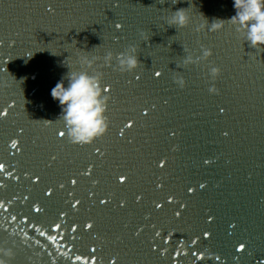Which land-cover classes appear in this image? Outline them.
I'll return each instance as SVG.
<instances>
[{
	"label": "water",
	"instance_id": "1",
	"mask_svg": "<svg viewBox=\"0 0 264 264\" xmlns=\"http://www.w3.org/2000/svg\"><path fill=\"white\" fill-rule=\"evenodd\" d=\"M177 8L190 17L184 27L167 24ZM235 11L233 0H0V112L8 113L0 116V163L19 175L14 180L0 172L6 185L0 187V248L13 252L0 258L7 264H264V47H251L243 29L228 21ZM214 20H224L218 21L223 27H201ZM130 44L138 46L141 62L131 73L102 61L79 68L99 71L102 85L111 83L110 123L92 142L71 143L51 88L67 65L77 70L83 50L111 51L114 65L115 54ZM201 45L212 55L183 64ZM209 64L221 68L215 79ZM181 76L183 88L176 82ZM213 85L218 92H209ZM129 119L133 126L121 135ZM86 167L91 175H79ZM119 175H126L124 183ZM58 183L64 189L43 197ZM198 183L206 186L186 191ZM68 192L81 200L77 209L65 202ZM166 193L187 204L179 218ZM109 197L111 203H99ZM36 199L40 213L29 207ZM161 199L165 206L155 209L153 200ZM238 242L246 244L243 253L235 251Z\"/></svg>",
	"mask_w": 264,
	"mask_h": 264
},
{
	"label": "clouds",
	"instance_id": "2",
	"mask_svg": "<svg viewBox=\"0 0 264 264\" xmlns=\"http://www.w3.org/2000/svg\"><path fill=\"white\" fill-rule=\"evenodd\" d=\"M233 7L236 10L235 14L228 21L237 25L238 30L243 29L245 41L251 47H264V0H233ZM185 9L177 8L172 11L167 19V24L176 27L186 26L190 17ZM218 21L224 20H214L211 24L201 25V27H207L209 31L219 30L223 24ZM137 47L136 44H130L124 51L116 53L114 65L112 64L113 53L111 51H107L103 56L99 54L88 55L87 53L91 50H83L85 54L77 56V70H71L70 66L66 64L69 70L51 88L50 95L61 108L58 119L63 120L71 143L92 142L106 132L110 123L105 114L110 98L105 93L108 86H102L101 83L103 74L99 71L89 72L79 70V68H91L97 62L102 61L103 65L118 68L121 73H131L141 63L138 60ZM184 52H187L186 48H184ZM211 55V48L201 45L199 55H185L182 63L185 65L197 64L206 61ZM220 73L221 68L219 66L209 64L208 74L210 78L215 79ZM65 80L67 84H65ZM176 82L181 88L185 86V80L182 76L177 78ZM209 92H218V89L213 85L209 87ZM0 253L4 257L13 256L10 248H0ZM0 264H7V262L0 258Z\"/></svg>",
	"mask_w": 264,
	"mask_h": 264
},
{
	"label": "snow or ice",
	"instance_id": "3",
	"mask_svg": "<svg viewBox=\"0 0 264 264\" xmlns=\"http://www.w3.org/2000/svg\"><path fill=\"white\" fill-rule=\"evenodd\" d=\"M47 8H48L49 11L53 10L51 5H49ZM115 27L119 29V28L122 27V25L119 24V23H117V24H115ZM203 46H204V45H203ZM153 75H154L155 77L159 78V77L162 75V73H161L160 71H155V72L153 73ZM134 78L137 79V80H139V79H140V76H139V75H136ZM103 85H107V86H108V87L105 89V93H106V94L109 96V98H110L111 83H109L108 81H104ZM103 85H102V86H103ZM224 111H225L224 108H220V112H224ZM143 112H144V114H147V113H148V108L145 107V108L143 109ZM7 115H8V113H7L6 111H5V112H0V116H7ZM132 126H133V121H132L131 119L127 120V122H126L125 125H124V128H120V129H119V133H120L121 135H123V134H124V130H125V128H130V127H132ZM20 131H23V129H21ZM56 135H57L58 137H64V136H65V133L62 132V131H58V130H57V131H56ZM172 135H175V133H172ZM222 135L227 136V135H228V132L225 131V132L222 133ZM18 145H19V139H13V140L11 141V146H12V148H13V149H16L17 151H20ZM94 151L97 152V153H99L100 155H103V153L101 152V149H100L99 147H96V148L94 149ZM55 160H56V157H55V156H51V157H50V161H55ZM203 163H204V164H209V163H211V161H209L208 159H205V160L203 161ZM165 164H166V161H165L164 159H160V160L158 161V163H157V167H159V168H163V167L165 166ZM91 171H92L91 167H86V168H85V169H84L79 175H88V176H90V175H91ZM0 172H4V175L7 176L9 179L19 180V175H15V174H14V171H5V165H4L3 163H0ZM31 175H32V174H30V173H28V172H25V173H24V176H25V177H29V176H31ZM32 178L35 179V180H37V181L40 180V177H39V176H33ZM117 179H118V181H119L120 183H124V182L126 181L127 177H126V175H119V176L117 177ZM77 182H78V181H77V179H75V178H71V179L68 181V183H70L71 185H76ZM95 182H96V181H94V183H95ZM4 186H6V185H4L2 182H0V187H4ZM205 186H206L205 183L193 184V185H191V186H188L187 189H186V191H187L188 193L195 194V192L197 191L198 188H199V189H203ZM64 187H65V184H64V183H58V184L56 185V187H53L52 185H51V186H48V187H46V188L43 190L42 195H43V197L50 199V198H52V197L56 194V190H57V189H64ZM156 188L162 190V189L164 188V185H163L162 183H158V184L156 185ZM67 195H68L69 197H71V199H70V200H67V201H65V202L70 204V208H71V209H77V205H79V204L81 203V200H80L79 198H76V197L73 195L72 192H68ZM89 195H92V193H89ZM165 196H166V201H167V204H168V205H173L174 202H175V205H178V209H175V210L173 211V215H174L175 217L179 218V217L181 216V211H180L179 209H185V208L187 207V204H186L185 202L179 201L174 193H166ZM28 199H29V197H27V196L23 197V200H24V201H27ZM141 199H142V194L136 196V200H137V201H141ZM9 203H10V201H9ZM99 203H100L101 205L109 204V203H111V198L109 197V198H107V199H104V198H103V199H100V200H99ZM152 203L154 204L155 209H162V208L165 206V200H164V199H161V200H159V201H157V200H153ZM120 204H121V206H124V205H125V201H124V200H121V201H120ZM0 206H3V204H0ZM29 207H30V210H31L32 212H34V213H40V212L43 211V208H42V206H41L40 200H38V199L33 200V201L31 202V204L29 205ZM5 211H7V208H5ZM60 215L63 216V215H65V213H64L63 211H61V212H60ZM149 215H151V213H149ZM146 218H147V217H146ZM12 219L15 220L16 217L13 216ZM206 219H207L208 222H212V221L214 220V216L211 215V214H209V215H207ZM24 220H25L26 222H28V217L25 216V217H24ZM30 226H32V227H37V226H35V225H30ZM53 227L56 228V229H58L60 226H59V225H53ZM85 227H87V228H92L93 225H92L91 223H86V224H85ZM152 227L155 229L156 225L153 224ZM229 227H231V228H235V224H230ZM37 230H38V228H37ZM73 230H75V229H73ZM141 231H142V228H141V227L137 228V230H136V235H139ZM40 234H41L42 236L45 235L44 233H40ZM160 235H161V234H160L159 231H155V232H154V237H158V236H160ZM211 235H212V234H211V232H209V231H204V232L202 233V236H203L205 239H209V238L211 237ZM48 238H49V239H53V238L50 237V236H49ZM162 239H163V237H162ZM198 239H199V237H198ZM192 243L195 244L196 241L193 240ZM153 247H155V245H153ZM245 250H246V244H245L244 242H238V243L235 245V251H236L237 253H243ZM92 251H95V250L93 249ZM193 255H195V253H193ZM202 257H203V253H201L200 258H202ZM78 259H79V258H78ZM220 259H221V257H220L219 255H217V256L215 257V260H216V261H220ZM233 259H239V256H234ZM113 264H115V261H113Z\"/></svg>",
	"mask_w": 264,
	"mask_h": 264
}]
</instances>
